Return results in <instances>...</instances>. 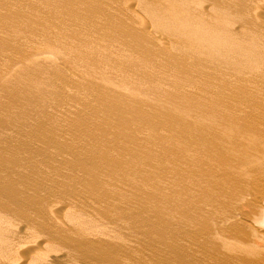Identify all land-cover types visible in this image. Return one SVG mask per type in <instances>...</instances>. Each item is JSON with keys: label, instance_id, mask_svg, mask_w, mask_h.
Here are the masks:
<instances>
[{"label": "rangeland", "instance_id": "374dc122", "mask_svg": "<svg viewBox=\"0 0 264 264\" xmlns=\"http://www.w3.org/2000/svg\"><path fill=\"white\" fill-rule=\"evenodd\" d=\"M86 1L0 0V165L3 167L0 166V177L3 176L1 181H4L5 186L11 184L7 188L0 186V188L3 187L2 191L6 189L3 192L0 190V193H3V195L0 194L2 196V200L0 198V213L3 214L2 216L0 214L1 262L4 260L3 264H13L17 261L23 264L25 261L28 263L30 260L40 259L43 263L49 264H264V242L262 241L264 240V228L259 224L261 218L256 219L261 215L262 210L260 212L259 210L262 209V197H264V139H261L262 146L257 147V151L252 157L253 160L260 157V161L258 160L256 163L247 161L246 164L244 163L246 168L244 164L241 165L235 161L241 160V152L237 153L240 157L227 158L225 163H223V157L215 152L212 156L206 154L201 150L202 143L211 142V138L209 134H199V130L192 126L193 120L199 112L198 101L210 99V101L216 102L218 93L222 94L218 92L220 87L226 86L224 88L226 92L233 88L240 93L241 105L243 107L247 104L250 105V107H244L246 110L264 111V25H260L261 22L258 20L264 21V4L262 6L264 0L262 2L261 0H249L248 3H252L251 7L246 4L248 0H221L218 10L223 13L226 10L225 22L228 27L219 36L218 39L221 43L217 45L216 49L206 52H202V49L199 50L194 44L191 45L185 41L181 42V45L177 44L179 41L175 43V40H179V38L170 33L171 25L164 22L162 14L163 7L169 6L175 0H159L163 4L159 1L156 3V0ZM212 1L187 0L186 2H194L190 4L192 8H196V5L198 7V3L201 2L200 9L205 7V11L201 10L202 17L207 18L208 11L214 13V4L217 0ZM126 2L128 7V3L133 5V9L125 6ZM257 5L259 8H263L262 11L256 7ZM116 9L119 10V13ZM256 15L258 18L255 17ZM141 17H143V21ZM144 21H148L147 25H151H144L149 28L145 29L146 32L149 31L146 33L147 35L142 34L140 29L141 25L143 26L145 23ZM211 21L213 22V20ZM112 23L115 27L111 25ZM213 24L216 25L215 22ZM233 24H236L233 26L236 27L235 30L231 28ZM136 25L140 28L137 29ZM123 31H129L128 36ZM135 37H139L141 40L137 47L132 44V38ZM126 38L129 39L126 40ZM153 39L161 41V43L164 42L159 46L165 45L166 49L162 48V50L161 47H157L158 45ZM172 40L175 44L171 43ZM169 42L170 44H168ZM255 42L258 45H255ZM49 49L50 52H48ZM188 57L190 58L187 59ZM114 59L116 60L114 61ZM179 59H181V63ZM205 62L206 65H204ZM209 62L210 64H208ZM20 77L21 79L23 77L22 81H20ZM42 84L43 86H41ZM22 88L23 90H21ZM24 104L27 106L25 107ZM75 111L78 114H74ZM41 117L43 120L40 119ZM69 117L71 118L69 119ZM130 146L133 147L130 148ZM227 147L228 144L223 146L224 149ZM240 150L241 148L236 149V151ZM12 152L18 154L12 156ZM189 153L192 155L190 154V156ZM250 153L251 151L245 152L246 155H250ZM127 155L128 158L125 157ZM98 156L100 157L98 158ZM100 160L104 162L102 163ZM150 160L152 162H148ZM10 161L12 165L14 162L15 165H18L21 163L20 161H25L24 164L31 161L30 164L27 162L23 169H27L28 172L36 170L32 169V166L39 162V167L38 165L33 167H38L36 172L42 174L36 175V172L28 173L26 171L31 178H28L24 173L27 176L25 177L24 171L20 170L23 163L18 165L15 173L17 165L11 169ZM219 161L223 166L233 162L234 166L233 163L231 166L236 171L233 172L234 175L231 171L224 172L223 166L219 171ZM40 163L44 165L43 168ZM248 164L252 167L250 168ZM28 165L31 166L30 170ZM189 167H191V171ZM244 167L249 170L245 172ZM7 168L11 170L9 175H7L9 173ZM44 169H48L47 172ZM5 170L8 172H3ZM48 171L51 176L47 175ZM12 172L15 173L13 178L10 176L13 174ZM17 173L19 177L16 175ZM31 173L34 177L37 176V181ZM94 174L95 178H93ZM38 176H42L43 181ZM221 176H227L228 180ZM9 177L12 181L22 178L23 183H20L21 180L18 179L12 182L8 179ZM50 177L51 179H49ZM44 178L47 180L44 181ZM27 179H29V183L26 181ZM34 180L36 182H33ZM52 180L55 181L52 182ZM1 181L0 185L4 184ZM51 182L52 187L50 186ZM45 183H48V186ZM226 183H228V187ZM30 184L32 188L28 192L26 189L30 187ZM224 184L226 185L224 186L225 190L222 187ZM261 184L263 185L261 186ZM18 185L21 188L18 189L20 192L16 187ZM229 187L230 190L227 189ZM15 188L21 195L16 192ZM23 188L27 192L22 190ZM10 189H13L15 193L13 194V190ZM216 189L219 193L216 192ZM46 191L47 193H45ZM5 192L6 195H4ZM21 192L25 193L27 198H30V194H32L35 199L37 198V202L34 201L33 204L34 198L27 199ZM34 192H36V197L33 195ZM49 193L52 195H48ZM9 194L12 196L10 197ZM17 194H19L18 197H16ZM43 194L50 198L47 199L46 195L43 197ZM223 194L225 195L223 196ZM4 196H9L6 197L9 199L15 198L10 202V200L6 201ZM243 197L249 205L244 202ZM44 198L46 202L48 201L47 203L43 201ZM39 199L40 202L43 199L42 203L39 202ZM29 200L32 205H29L31 204ZM242 200L244 203L241 202ZM16 202H21L23 205ZM38 202L42 207L35 204H39ZM49 202H52L53 205ZM225 202L230 205H226ZM241 203L244 204L243 207L245 206V212L244 208L240 209V207L242 208ZM7 204L14 206L12 211L8 208L9 206L7 207ZM14 204H17L16 209L21 208V211L16 210L20 213L15 212ZM25 204L26 206H24ZM231 204L237 205L231 206ZM27 205L33 208L28 209ZM35 205L39 208H36ZM21 206L25 207V210ZM50 207H52L51 210ZM8 209L9 213H7ZM22 209L25 214L29 210L35 211L28 213L29 216L34 215L35 219H32V216L30 219L28 214L24 216ZM243 213H249L246 214L250 215L247 216L248 219L245 215L243 216ZM18 214H21V217L23 214L24 221H22L23 217L21 218ZM41 215H44L42 218H45L43 223V219L38 217ZM5 216L7 217L3 218ZM17 216L21 218L20 221H17L19 220ZM9 218L10 221H8ZM26 218L32 221L27 220V222ZM39 218L40 221H38ZM241 220H244V223ZM3 221L4 224H2ZM13 221H16L15 224ZM46 221L50 224H47ZM9 222H12V226ZM31 222H34L35 225L39 224L32 229L43 227L40 233L39 228L33 230L34 232L30 229L33 224ZM234 222L242 224L235 225ZM44 223L47 226L50 225L46 228V230L49 229L48 232L42 226ZM15 225L17 226L16 230H13ZM237 225L240 227L238 228ZM27 226L30 227V231ZM18 227L27 232L22 233L17 229ZM44 230L47 235L41 232ZM254 231L255 234L252 233ZM256 233L258 238L263 236L262 239L260 238L261 241L256 237L251 238ZM40 234L41 240H39ZM74 235L76 237H73ZM46 238L49 239V242L47 239L48 243ZM74 239L78 241L75 242ZM34 240L35 243H33ZM256 241H259L261 245H258L259 242ZM80 242L85 243L84 246L83 244L79 245ZM30 243L33 244V249L36 246L34 251L37 253L32 252ZM25 244L31 248L29 249ZM21 245H24L22 249L27 252L19 249ZM96 246L102 247L104 251L97 257L89 253ZM16 250H20V255L16 256ZM50 250L52 251L50 252ZM12 253L15 256L13 259L11 258ZM25 253L30 254L28 260L23 258ZM42 255L46 257V260ZM47 259L50 261L48 262ZM21 261L23 262L21 263Z\"/></svg>", "mask_w": 264, "mask_h": 264}, {"label": "bare ground", "instance_id": "6f19581e", "mask_svg": "<svg viewBox=\"0 0 264 264\" xmlns=\"http://www.w3.org/2000/svg\"><path fill=\"white\" fill-rule=\"evenodd\" d=\"M80 1V0H79ZM86 1V0H85ZM91 1V0H90ZM95 1H97L98 2V0H95ZM139 1V0H138ZM151 1H154V0H151ZM159 0H156L155 2L157 3ZM187 0H175V1H173L169 6H164L163 7V11H162V14H163V20H164V22H168V25L170 24L171 25V28H172V30L170 31V33L174 36V37H178L179 38V40H175V43H177L178 41V45H181V42H188V43H190L191 45L192 44H194V46H196V48H198L199 50H201L202 52H206V51H210V50H213V49H216V47H217V45L218 44H220L221 42H220V40L218 39L219 38V36L221 35V33H223V32H225V30L227 29L226 27H228L227 25H226V22H225V18H226V10H225V12L223 13V12H220L219 10H218V8H220V4H221V0H213V1H216V3L214 4L215 5V7H214V13H210V11H208V17L206 18H203L202 17V13H201V10H204V6H203V8H201L200 9V7H199V4L201 3V2H199L198 3V7H197V5H196V8H192V6L190 7V4H192V3H194V2H190V3H187L186 2ZM212 1V2H213ZM232 1V0H231ZM87 2V1H86ZM101 2V1H100ZM132 2V1H131ZM159 2H161V1H159ZM205 2V1H204ZM224 2V1H223ZM244 2V1H243ZM246 2V1H245ZM249 2V0L247 1V3L246 4H249L248 3ZM252 2V1H251ZM250 2V3H251ZM258 2V1H257ZM257 2H256V4H257ZM261 2H262V0H261ZM78 3V2H77ZM77 3H76V5H77ZM111 3V2H110ZM110 3H109V5H110ZM135 3V2H134ZM162 3V2H161ZM69 4V3H68ZM79 4V3H78ZM93 4H95V3H93ZM99 4V3H98ZM101 4V3H100ZM103 4H105V3H103ZM127 4V2L124 4L125 6H127L126 5ZM132 4V3H131ZM149 4V3H148ZM153 4V3H152ZM159 4V3H158ZM163 4V3H162ZM206 4H208V3H206ZM252 4V3H251ZM251 4H249V6L251 5ZM263 4H264V1H263V3H262V6H263ZM72 5V4H71ZM83 5V4H82ZM89 5V4H88ZM112 5V4H111ZM128 5H129V7L128 8H131L133 5H130L129 3H128ZM138 5V4H137ZM164 5H165V3H164ZM201 5V4H200ZM202 5H203V1H202ZM202 5H201V7H202ZM259 5H261V4H259ZM97 6V5H96ZM102 6V5H101ZM104 7L103 8H105V5H103ZM118 6V5H117ZM161 6V5H160ZM211 6V5H210ZM236 6V5H235ZM75 7V6H74ZM77 7V6H76ZM75 7V8H76ZM85 7V6H84ZM91 7H92V5H91ZM94 7V6H93ZM100 7V6H99ZM107 7H108V5H107ZM119 7H121V6H119ZM156 7V6H155ZM223 7V6H222ZM245 7H246V5H245ZM251 7V6H250ZM256 7H258L259 8V6L257 5ZM96 8V7H95ZM115 8V7H114ZM122 8V7H121ZM135 8H136V5H135ZM153 8V7H152ZM255 8V7H254ZM263 8H264V6H263ZM262 7L261 8H259L261 11H262V9H263ZM54 9H56V8H54ZM92 9V8H91ZM96 9H99V8H96ZM111 9H113V8H111ZM123 9V8H122ZM121 9V10H122ZM127 9V8H126ZM132 9H133V7H132ZM137 9V8H136ZM143 9H144V7H143ZM208 9V8H207ZM77 10V9H76ZM107 10V9H106ZM106 10H105V12H106ZM117 10V9H116ZM222 10H223V8H222ZM228 10V9H227ZM233 10H234V8H233ZM257 10V9H256ZM85 11V10H84ZM97 11V10H96ZM104 11V10H103ZM102 11V12H103ZM118 11V13H119V10H117ZM125 11V10H124ZM123 11V12H124ZM205 11V10H204ZM260 11V12H261ZM69 12V11H68ZM81 12V11H80ZM107 12H109V11H107ZM134 12V11H133ZM158 12H160V11H158ZM235 12V11H234ZM255 12V11H254ZM253 12V14H255ZM56 13V12H55ZM78 13H79V11H78ZM95 13V12H94ZM137 13V12H136ZM228 13V12H227ZM230 13V12H229ZM252 13V12H251ZM256 13H259V12H256ZM68 14V13H67ZM110 14H111V12H110ZM116 14V13H115ZM114 14V15H115ZM124 14V13H123ZM129 14V13H128ZM52 15V14H51ZM97 15V14H96ZM106 15V14H105ZM126 15V14H125ZM132 15V14H131ZM247 15V14H246ZM250 15V14H249ZM258 15V14H257ZM255 16V17H257L258 18V16ZM57 16V15H56ZM79 16V15H78ZM113 16V15H112ZM122 16V15H121ZM138 16H140V15H138ZM142 16V15H141ZM231 16V15H230ZM99 17V16H98ZM97 17V18H98ZM110 17V16H109ZM232 17V16H231ZM249 17V16H248ZM66 18V17H65ZM73 18V17H72ZM78 18V17H77ZM104 18H105V16H104ZM126 18H128V17H126ZM140 18V17H139ZM142 18V21H143V17H141ZM147 18V17H146ZM145 18V19H146ZM230 18V17H229ZM250 18V17H249ZM256 18V19H257ZM63 19V18H62ZM120 19V18H119ZM135 19V18H134ZM137 19V18H136ZM144 19V20H145ZM159 19V18H158ZM252 19V18H251ZM250 19V20H251ZM253 19H254V17H253ZM252 19V20H253ZM64 20V19H63ZM76 20V19H75ZM74 20V21H75ZM111 20V19H110ZM114 20H115V18H114ZM127 20V19H126ZM211 20H213V22L211 21ZM249 20V19H248ZM252 20H251V22H252ZM259 20V22H261L260 23V25L261 24H263L264 25V23H262V22H264V21H260V19H258ZM258 20H257V23H258ZM66 21V20H65ZM116 21V20H115ZM141 21V22H142ZM58 22V21H57ZM64 22V21H63ZM109 22V21H108ZM114 22V21H113ZM118 22V21H117ZM120 22V21H119ZM129 22V21H128ZM127 22V23H128ZM145 23L143 24V26L141 25V30H142V34H144V35H147L146 33L148 32L149 33V31L147 30V32H146V30L145 29H147L148 27H145L144 25L146 24V26H149V25H147L149 22L147 21H144ZM215 22V24L216 25H214L213 23ZM228 22V21H227ZM254 22L256 23V21L254 20ZM92 23V22H91ZM96 23V22H95ZM100 23V22H99ZM110 23V22H109ZM237 23V22H236ZM101 24V23H100ZM121 24V23H120ZM124 24V23H123ZM254 24V23H253ZM99 25V24H98ZM111 25H113V23L111 24ZM125 25V24H124ZM129 25V24H128ZM231 25V24H230ZM236 25V24H235ZM234 24L232 25V27L231 28H234L233 26H235ZM62 26H63V24H62ZM68 26H69V24H68ZM88 26V25H87ZM110 26V25H109ZM114 26V25H113ZM123 26V25H122ZM121 26V27H122ZM137 26V25H136ZM135 26V27H136ZM138 26H140L139 24H138ZM138 26H137V29H139L138 28ZM151 26V25H150ZM160 26H161V24H160ZM246 26V25H245ZM112 27V26H111ZM110 27V28H111ZM115 27V26H114ZM131 27H132V22H131ZM131 27H130V29H131ZM239 27H240V25H239ZM253 28H254V26H252ZM259 27H261V26H259ZM263 27V26H262ZM67 28V27H66ZM85 28V27H84ZM106 28V27H105ZM113 28V27H112ZM125 28V27H124ZM153 28V27H152ZM236 28V27H235ZM235 28H234V30H235ZM78 29V28H77ZM93 29V28H92ZM122 29V28H121ZM149 29V28H148ZM264 29V28H263ZM115 30V29H114ZM113 30V31H114ZM132 30V29H131ZM130 30V31H131ZM150 30H151V28H150ZM229 30H230V28H229ZM237 30V29H236ZM253 30V29H252ZM109 31V30H108ZM112 31V30H111ZM153 31V30H152ZM161 31V30H160ZM228 31V30H227ZM226 31V32H227ZM255 31V30H254ZM63 32V31H62ZM72 32V31H71ZM70 32V33H71ZM122 32V31H121ZM153 32H155V31H153ZM230 32H232V31H230ZM229 32V33H230ZM243 32V31H242ZM98 33V32H97ZM111 33V32H110ZM114 33H116V32H114ZM123 33H129V31H123ZM233 33V32H232ZM235 33H236V31H235ZM60 34V33H59ZM93 34V33H92ZM132 34V33H131ZM130 34V35H131ZM139 34V33H138ZM150 34H152V32H150ZM240 34V33H239ZM246 34V33H245ZM244 34V35H245ZM54 35V34H53ZM112 35H114V34H112ZM117 35V34H116ZM155 36H156V33L154 34ZM253 35V34H252ZM48 36H50V35H48ZM117 36H119V35H117ZM127 36H128V34H127ZM233 36V35H232ZM243 36V35H242ZM79 37V36H78ZM158 37V36H157ZM161 37V36H160ZM163 37V36H162ZM244 37H247V36H244ZM244 37H242L243 39H244ZM249 37V36H248ZM254 37V36H253ZM165 38V37H164ZM231 38V37H230ZM233 38V37H232ZM255 38H257V37H255ZM254 38V39H255ZM57 39V38H56ZM74 39V38H73ZM94 39V38H93ZM129 38H126V40H128ZM156 39H158V38H156ZM58 40V39H57ZM62 40V39H61ZM132 40H133V42H132V44H133V46H135V47H137L138 45H139V43H141V40H140V38L139 37H135V38H132ZM131 40V41H132ZM259 40V39H258ZM81 41V40H80ZM120 41V40H119ZM153 41L158 45L157 47H161V49L162 48H165L164 46H159V45H163V43H161V41H156L155 39H153ZM250 41V40H249ZM58 42V41H57ZM63 42V41H62ZM83 42V41H82ZM121 42V41H120ZM119 42V43H120ZM252 42V41H251ZM250 42V43H251ZM167 43V42H166ZM171 43H174V40H172L171 41ZM174 43V44H175ZM223 43V42H222ZM256 43V42H255ZM58 44V43H57ZM73 44V43H72ZM107 44V43H106ZM168 44H170V42L168 43ZM225 44V43H224ZM254 44V43H253ZM49 45V44H48ZM64 45V44H63ZM118 45V44H117ZM124 45H125V43H124ZM147 45V44H146ZM155 45V44H154ZM182 45H183V43H182ZM255 45H258L257 43L255 44ZM263 45V44H262ZM61 46V45H60ZM126 46V45H125ZM131 46V45H130ZM156 46V45H155ZM186 46V45H185ZM219 46H221V45H219ZM69 47H71V46H69ZM122 47V46H121ZM252 47V46H251ZM151 48V47H150ZM168 49H169V47H167ZM191 48V47H190ZM204 48V49H203ZM64 49V48H63ZM84 50H85V47L83 48ZM82 49V50H83ZM107 49V48H106ZM125 49V48H124ZM166 49V48H165ZM182 49V48H181ZM193 49V48H192ZM83 50V51H84ZM99 50V49H98ZM114 50V49H113ZM127 50V49H126ZM149 50V49H148ZM163 50V49H162ZM170 50V49H169ZM169 50H167V51H169ZM45 51V50H44ZM47 51V50H46ZM75 51V50H74ZM74 51H72V52H74ZM89 51V50H88ZM87 51V52H88ZM125 51V50H124ZM129 51H130V47H129ZM154 51V50H153ZM194 51H196V50H194ZM200 51V52H201ZM259 51V50H258ZM48 52H50V49H49V51ZM91 52V51H90ZM114 52V51H113ZM126 52V51H125ZM124 52V53H125ZM257 52V51H256ZM131 53V52H130ZM145 53V52H144ZM86 54V53H85ZM105 55H106V53H104ZM121 54H123V53H121ZM126 54V53H125ZM162 54V53H161ZM160 54V55H161ZM165 54V53H164ZM77 55V54H76ZM81 55V54H80ZM99 55V54H98ZM110 55V54H109ZM142 55V54H141ZM176 55V54H175ZM72 56H74V55H72ZM91 56V55H90ZM96 56V55H95ZM120 56V55H119ZM128 56V55H127ZM212 56V55H211ZM98 57V56H97ZM257 57V56H256ZM77 58V57H76ZM81 58H83V57H81ZM92 58V57H91ZM116 58V57H115ZM190 57H188L187 59H189ZM192 58H194V57H192ZM205 58V57H204ZM78 59V58H77ZM166 59H167V57H166ZM172 59V58H171ZM198 59V58H197ZM224 59V58H223ZM80 60H82V59H80ZM116 59H114V61H115ZM118 60V59H117ZM159 60V59H158ZM180 60V63H181V59H179ZM186 60V59H185ZM101 62V61H100ZM109 62V61H108ZM157 62V61H156ZM183 62V61H182ZM190 62V61H189ZM201 62V61H200ZM199 62V63H200ZM221 62V61H220ZM226 62V61H225ZM97 63V62H96ZM153 63V62H152ZM179 63V65L181 66V64ZM203 63V62H202ZM202 63H201V66H202ZM216 63V62H215ZM227 63V62H226ZM74 64V63H73ZM113 64V63H112ZM188 64V63H187ZM208 64H210V62L208 63ZM213 64V63H212ZM218 64V63H217ZM228 64V63H227ZM114 65V64H113ZM119 65V64H118ZM176 65V64H175ZM174 65V66H175ZM194 65V64H193ZM204 65H206V62H205V64ZM203 65V66H204ZM121 66V65H120ZM152 66V65H151ZM180 66H178V67H180ZM210 66V65H209ZM208 66V67H209ZM213 66V65H212ZM119 67V66H118ZM122 67V66H121ZM121 67H120V69H121ZM186 67H188V66H186ZM167 68V67H166ZM175 68H176V66H175ZM191 68V67H190ZM194 68V67H193ZM115 69H117V68H115ZM119 69V68H118ZM172 69V68H171ZM158 70V69H157ZM180 70V69H179ZM196 70V69H195ZM174 71V70H173ZM193 71V70H192ZM205 71V70H204ZM25 72V71H24ZM129 72V71H128ZM135 72V71H134ZM177 72V71H176ZM172 73H174V72H172ZM17 74V73H16ZM21 74H23V73H21ZM132 74V73H131ZM135 74V73H134ZM137 74V73H136ZM179 74V73H178ZM184 74V73H183ZM209 74V73H208ZM151 75H152V73H151ZM22 76V75H21ZM23 76H26V75H23ZM137 76V75H136ZM135 76V77H136ZM176 76V75H175ZM186 76V75H185ZM205 76V75H204ZM27 77H28V75H27ZM129 77V76H128ZM207 77V76H206ZM209 77V76H208ZM127 78V77H126ZM20 79H21V77H20ZM22 79H23V77H22ZM22 79L20 80V81H22ZM129 79H130V77H129ZM155 79H156V77H155ZM178 79V78H177ZM201 79V78H200ZM199 79V80H200ZM181 80V79H180ZM196 80V79H195ZM177 81V80H176ZM186 81V80H185ZM212 81V80H211ZM30 82V81H29ZM47 83V82H46ZM45 83V84H46ZM103 83V82H102ZM217 83V82H216ZM32 84V83H31ZM44 84V83H43ZM43 84L41 85V86H43ZM48 84H49V82H48ZM98 84V83H97ZM105 84V83H104ZM224 84V83H223ZM27 85H28V83H27ZM222 85V84H221ZM220 85V86H221ZM30 86V85H29ZM98 86H99V84H98ZM110 86H112V85H110ZM109 86V87H110ZM23 87V86H22ZM25 87V86H24ZM46 87V86H45ZM48 87V86H47ZM108 87V86H107ZM219 87V86H218ZM7 88V87H6ZM8 88H10L9 86H8ZM7 88V89H8ZM29 88V87H28ZM215 88V87H214ZM224 88H226V86L225 87H220L219 89H218V92H220V93H222V94H219L217 91V93H218V99H217V101L215 102L214 100H212V101H210V99L208 100V99H201V100H199L198 102L199 103H197V104H199V106H198V110H199V112L196 114V118H194V120H193V125L192 126H195L196 128H197V130H199V134H201V135H205V134H209V137L211 138V142H203L202 143V147H201V150H203L206 154L208 153L210 156H212V154L215 152L216 154H218V155H220V156H222L223 157V163H225L226 162V159L227 158H230V157H234V156H236V157H240L241 156V160H235L236 162H238V164L239 163H241V165L242 164H244L245 162H247V161H249L250 163H256L258 160L260 161V157H257V159L256 160H253L252 159V157L255 155L254 153H255V151H257V147H260V146H262V143H263V141H261V139H264V111L263 110H261V111H256V110H252V111H248V110H246L244 107H250V105L249 104H247V105H244V107H243V105H241V96H240V93H238L235 89H229L228 90V92H226V89H224ZM7 89H5V90H7ZM21 90H23V88L21 89ZM30 90V89H29ZM103 90V89H102ZM104 91V90H103ZM157 91V90H156ZM37 92V91H36ZM35 92V93H36ZM102 92V91H101ZM105 92V91H104ZM107 92V91H106ZM114 92H116V91H114ZM126 92H127V90H126ZM129 92V91H128ZM134 92V91H133ZM164 92V91H163ZM29 93H31V92H29ZM18 94V93H17ZM26 94V93H25ZM112 94V93H111ZM35 95H37V94H35ZM34 95V96H35ZM41 95H42V93H41ZM24 96H26V95H24ZM27 96H28V94H27ZM120 96V95H119ZM121 96H123L124 97V95H121ZM126 96V95H125ZM162 96V95H161ZM164 96H165V94H164ZM30 97H31V94H30ZM36 97H38V96H36ZM41 97V96H40ZM43 97V96H42ZM95 97V96H94ZM114 97H115V95H114ZM158 97V96H157ZM33 98V97H32ZM31 98V99H32ZM108 98V97H107ZM222 98V99H221ZM34 99H36V98H34ZM226 99V100H225ZM23 100V99H22ZM26 100H27V98H26ZM36 100H38V99H36ZM179 100V99H178ZM184 100V99H183ZM244 101H245V99H243ZM24 102V101H23ZM31 102V101H30ZM190 102V101H189ZM192 102V101H191ZM197 102V101H196ZM28 103H29V101H28ZM102 103V102H101ZM111 105V104H110ZM194 105V104H193ZM24 106L26 107L27 105H25L24 104ZM106 106H107V104H106ZM28 107H29V104H28ZM55 107V106H54ZM18 108V107H17ZM48 108V107H47ZM51 108V107H50ZM66 109V108H65ZM48 111V110H47ZM52 111V110H51ZM65 111V110H64ZM70 111V110H69ZM68 111V112H69ZM43 112V111H42ZM42 112H41V115H42ZM162 112V111H161ZM44 113V112H43ZM52 113V112H51ZM59 113H61V112H59ZM65 113V112H64ZM71 113V112H70ZM78 114L77 113V111H75L74 112V114ZM54 114V113H53ZM73 114V111H72V113H71V115ZM256 114H258V115H256ZM164 115V114H163ZM40 116V115H39ZM45 116H47V115H45ZM44 116V117H45ZM56 116H57V114H56ZM50 117H51V114H50ZM53 117V116H52ZM61 117V116H60ZM59 117V118H60ZM72 117H73V115H72ZM77 117V116H76ZM84 117H86V116H84ZM84 117H82V118H84ZM47 118V117H46ZM45 118V119H46ZM49 118V117H48ZM71 117H69V119H70ZM190 118V117H189ZM40 119H42V117L40 118ZM44 119V120H45ZM73 119V118H72ZM72 119H71V121H72ZM81 119V118H80ZM43 120V119H42ZM50 120H54V119H50ZM87 120V119H86ZM175 120V119H174ZM46 121H48L47 119H46ZM45 121V122H46ZM68 121V120H67ZM84 121H85V119H84ZM48 122H50V121H48ZM79 122H81L80 120H79ZM85 122H87V121H85ZM185 122V121H184ZM41 123V122H40ZM42 123H43V121H42ZM41 123V124H42ZM54 123V122H53ZM88 123H90L89 121H88ZM39 124V123H38ZM47 124H49V123H47ZM71 124H72V122H71ZM54 125V124H53ZM60 125V124H59ZM93 125V124H92ZM91 125V126H92ZM187 125V124H186ZM39 126V125H38ZM50 126V125H49ZM90 126V125H89ZM176 126V125H175ZM191 126V125H190ZM47 127H48V125H47ZM51 127V126H50ZM57 127H58V125H57ZM93 128H94V126H92ZM96 127H98V126H96ZM179 127V126H178ZM183 127V126H182ZM87 128V127H86ZM192 128V127H191ZM190 128V129H191ZM54 129V128H53ZM88 129V128H87ZM95 130V129H94ZM97 130V129H96ZM123 130V129H122ZM172 130V129H171ZM92 132V131H91ZM188 132H189V130H188ZM206 132H208V133H206ZM95 133V132H94ZM121 133V132H120ZM173 133V132H172ZM191 133V132H190ZM192 133H194V132H192ZM172 135V134H171ZM190 135H192V134H190ZM200 135V136H201ZM157 136H159V135H157ZM157 136H156V138H157ZM195 136V135H194ZM170 137V136H169ZM188 137H190V136H188ZM191 137H193V135L191 136ZM197 137V136H196ZM124 138V137H123ZM154 138V137H153ZM160 138V137H159ZM173 138V137H172ZM184 138H185V134H184ZM195 138V137H194ZM204 138V137H203ZM121 139H122V135H121ZM138 139V138H137ZM174 139V138H173ZM190 139V138H189ZM197 139V138H196ZM200 139H202V138H200ZM150 140V139H149ZM168 140H169V138H168ZM192 140V139H191ZM204 140V139H203ZM151 141V140H150ZM156 141V140H155ZM198 141H200V140H198ZM122 142H124V141H122ZM136 142V141H135ZM152 142H153V140H152ZM169 142V141H168ZM196 142V141H195ZM9 143H10V141H9ZM12 143V142H11ZM151 143V142H150ZM172 143V142H171ZM186 143V142H185ZM136 144V143H135ZM176 144V143H175ZM178 144V143H177ZM228 144V147H227V149H224L223 148V146L224 145H227ZM10 145V144H9ZM14 145V144H13ZM155 145V144H154ZM124 146V145H123ZM10 147H12L11 145H10ZM121 147V146H120ZM131 147H133V146H130V148ZM137 147V146H136ZM150 147H151V145H150ZM189 147V146H188ZM8 148H9V146H8ZM13 148V147H12ZM191 148V147H190ZM195 148V147H194ZM237 148H241V150L240 151H236V149ZM10 149V148H9ZM13 149H15V148H13ZM133 149V148H132ZM12 150V149H11ZM121 150H122V148H121ZM144 150V149H143ZM181 150H182V148H181ZM13 151V150H12ZM16 151V150H15ZM124 151H126V150H124ZM132 151H134V150H132ZM144 151H146V150H144ZM165 151V150H164ZM246 151H251V153H250V155H246L245 154V152ZM97 152V151H96ZM100 152V151H99ZM102 152V151H101ZM100 152V153H101ZM130 152V151H129ZM150 152V151H149ZM148 152V153H149ZM184 152V151H183ZM193 152V154H194V151H192ZM203 152V153H204ZM241 152V155L239 156V155H237V153H240ZM10 153V152H9ZM13 153V152H12ZM17 152H15V153H13V155L12 156H14V154H16ZM99 153V154H100ZM107 153V152H106ZM109 153V152H108ZM144 153V152H143ZM147 153V152H146ZM147 153V154H148ZM214 153V154H215ZM11 154V153H10ZM18 154V153H17ZM16 154V155H17ZM105 154V153H104ZM129 154V153H128ZM192 155V153H189V155ZM101 155V154H100ZM107 155H109V154H107ZM133 155V154H132ZM135 155H137V154H135ZM139 155V154H138ZM137 155V156H138ZM150 155V154H149ZM148 155V156H149ZM190 155V156H191ZM217 155V156H218ZM148 156H147V158H148ZM163 156V155H162ZM203 156V155H202ZM216 156V155H215ZM100 156H98V158H99ZM125 157H127L128 158V155L127 156H125ZM143 157V156H142ZM150 157V156H149ZM164 157V156H163ZM188 157V156H187ZM200 157V156H199ZM221 157V158H222ZM14 158V157H13ZM102 158V157H101ZM136 159H138L137 157H135ZM155 158V157H154ZM183 158H184V156H183ZM191 158V157H190ZM194 158V157H193ZM219 159H220V157H218ZM16 160H17V158H15ZM103 159V158H102ZM195 159V158H194ZM13 160V159H12ZM18 160H20V158H18ZM104 160H105V158H104ZM130 160V159H129ZM152 160V159H151ZM148 161V162H152V161ZM196 160V159H195ZM218 160V159H217ZM13 161H15V160H13ZM102 161V163L104 162L103 160H100V162ZM197 161V160H196ZM221 161V160H220ZM220 161H219V165L221 164L220 163ZM21 163H18V165L19 164H22L23 162H25V161H20ZM28 162V161H27ZM26 162V163H27ZM187 162V161H186ZM191 162H193V161H191ZM195 162V161H194ZM9 163V162H8ZM15 163V162H14ZM13 163V165H12V162L10 161V164L12 165V168H11V166H10V168L11 169H13V167H15L16 165ZM26 163L24 164L23 163V165H21V166H23V168H21V166H20V170H21V172H23V174L25 173L26 175H27V173H26V171H27V169L26 170H23L24 169V167H25V165H26ZM31 163V161H29L28 162V164H30ZM33 163V162H32ZM37 163V162H36ZM34 164L35 166L36 165H38L39 164V162L37 163V164ZM222 163V164H223ZM233 163V162H232ZM232 163L231 164H224V166L223 165H220V168H219V171H221L220 169H221V166H223L222 167V169L224 170V172L226 171V172H229V171H231L232 173L233 172H236L235 171V169H234V167H232L231 165H232ZM1 164H3V163H1ZM41 164V163H40ZM198 164H199V161H198ZM235 164H237V163H235ZM246 164V163H245ZM244 164V165H245ZM259 164V163H258ZM5 165H9V164H5ZM15 165V166H14ZM17 165V167H16V170H14V172L16 171L17 172V169H18V166ZM33 165V166H34ZM42 165V164H41ZM191 165H192V163H191ZM249 165V164H248ZM1 167H2V165H0ZM4 166V165H3ZM29 167H28V169L30 170V168H31V166L30 165H28ZM32 166V169L33 168H35L36 170H32L34 173L38 170V167L40 166V165H38V167H33ZM43 166L44 165H42V167L41 168H43ZM45 166H46V164H45ZM48 166V165H47ZM188 166V165H187ZM233 166H234V163H233ZM250 166V165H249ZM7 167V166H6ZM5 167V168H6ZM9 167V166H8ZM27 167V166H26ZM194 167V166H193ZM245 167L247 168V166L245 165ZM245 167H244V169H245ZM252 166H250V168H251ZM3 168V167H2ZM9 168V169H10ZM46 168V167H45ZM48 168V167H47ZM191 167H189V169H190ZM227 168V169H226ZM1 169V168H0ZM8 169V168H7ZM8 169V171H9V173H7L8 171H3V172H5V173H7V175H9L10 174V171L11 170H9ZM49 169H50V167H49ZM196 169V168H195ZM241 169V168H240ZM4 170V169H3ZM41 170V169H40ZM44 170H46V169H44ZM48 170V169H47ZM47 170H46V172H47ZM90 170V169H89ZM188 170V169H187ZM192 169H190V171H191ZM223 170H222V173H223ZM246 170V169H245ZM247 170H249V168L247 169ZM247 170L245 171V172H247ZM19 171V170H18ZM32 171H27L28 173H30V172H32ZM97 171V170H96ZM103 171V170H102ZM186 171V170H185ZM239 171V170H238ZM15 172V173H16ZM90 172V171H89ZM156 172V171H155ZM188 172V171H187ZM244 172V171H243ZM13 173V172H12ZM15 173H13L12 175H10L12 178H13V175L15 174ZM18 173H20V171L18 172ZM18 173L16 174V175H18ZM102 173V172H101ZM104 173V172H103ZM109 173V172H108ZM221 173V174H222ZM0 174H1V171H0ZM23 174L21 173V175H22V177H23ZM25 174H24V176H25ZM32 174V173H31ZM30 174V175H31ZM36 175L37 174H42V173H38V172H36L35 173ZM51 173L48 171V173H47V175L48 176H51L50 175ZM93 174V173H92ZM96 174V173H95ZM95 174H94V177L93 178H95ZM99 174H100V172H99ZM221 174H219V175H221ZM4 175V174H3ZM7 175H6V179H7ZM15 175V176H16ZM29 175V174H28ZM27 175V176H28ZM91 175V174H90ZM232 175V174H231ZM233 175H234V173H233ZM233 175H232V177H233ZM264 175V174H263ZM262 175V176H263ZM1 176V175H0ZM14 176V177H15ZM27 176H25V177H27ZM32 176H33V174H32ZM45 178H46V176L45 175H43ZM93 176V175H92ZM235 176H236V174H235ZM234 176V177H235ZM238 176V175H237ZM3 177V176H2ZM2 177H0V181H1V178ZM18 177H19V175H18ZM24 177V178H25ZM30 176H28V178H29ZM34 177V176H33ZM36 177V178H35ZM34 178H35V180L37 181V176H35ZM38 177H40V179H41V177L42 176H38ZM101 177V176H100ZM222 177V176H221ZM224 177V178H223ZM222 178L223 179H225L227 176H223ZM231 177V176H230ZM264 177V176H263ZM5 178H4V180H5ZM21 178V177H20ZM31 178V177H30ZM43 178V177H42ZM45 178H44V181H46L45 180ZM239 178V177H238ZM245 178H246V176H245ZM256 178V177H255ZM258 178V180H259V177H257ZM8 179H10L11 181H12V179L9 177ZM18 179V178H17ZM16 179V180H17ZM22 179V178H21ZM21 179H18L19 181L21 180ZM33 179V178H32ZM40 179H38L39 181H41ZM49 179H51V177L49 178ZM98 179H100L99 177H98ZM97 179V180H98ZM227 180H228V178H226ZM234 179V178H233ZM232 179V180H233ZM250 179V178H249ZM253 179V178H252ZM16 180H13L12 182H14V181H16ZM23 180V179H22ZM22 180H21V182L20 183H23L22 182ZM25 180V179H24ZM31 180V179H30ZM33 181V182H36V181ZM255 181L257 180V179H254ZM260 180H261V178H260ZM263 180V179H262ZM11 181H7L8 183H10ZM27 182L29 181V179H27L26 180ZM43 181V180H42ZM51 181V180H50ZM50 181L48 182V183H50ZM55 181V180H54ZM53 180H52V182H54ZM100 181V180H99ZM220 181H221V179H220ZM226 181V180H225ZM234 181V180H233ZM237 181V180H236ZM254 181V182H255ZM264 181V180H263ZM2 183H4V181L2 180L1 181ZM18 182V181H17ZM16 182V183H17ZM26 182V183H27ZM52 182H51V187L53 186V184H52ZM97 182V181H96ZM227 182V181H226ZM229 182H230V180H229ZM228 182V183H229ZM240 182H241V180H240ZM262 182V181H261ZM1 183V184H2ZM15 183V184H16ZM29 183V182H28ZM47 183V184H48ZM222 183H224V182H222ZM221 183V184H222ZM228 183H226V185L228 184ZM259 183V182H258ZM18 184V183H17ZM16 184V185H17ZM32 184H34V183H32ZM46 184V183H45ZM46 184V185H47ZM99 184H100V182H99ZM221 184H220V187H221ZM249 184V183H248ZM253 184H255L256 185V183H253ZM8 185H11V184H7V186H5V183L4 184H2V185H0V186H5L6 188L7 187H9ZM13 185H14V183H13ZM225 184L224 185H222V187H223V189L224 188H226V187H224V186H226ZM231 185V184H230ZM236 185V184H235ZM263 184H261V186H262ZM23 186H24V184H23ZM28 186V185H27ZM48 186V185H47ZM96 186H98V185H96ZM95 186V187H96ZM264 186V185H263ZM11 187V186H10ZM13 187H15V186H13ZM17 187V190L19 189H21L20 187H19V185L18 186H16ZM26 187V186H25ZM24 187V188H25ZM29 187V186H28ZM98 187H100V186H98ZM214 187V186H213ZM227 187H228V185H227ZM260 187V186H259ZM1 188H3V187H1ZM0 188V190L2 191V189ZM24 188L22 189V190H24ZM27 188V187H26ZM25 188V189H26ZM30 188H32L31 187V184H30V187L28 188V189H26L28 192L30 191L29 189ZM45 188V187H44ZM236 188H237V186H236ZM235 187H234V189H236ZM264 188V187H263ZM45 189H47V188H45ZM211 189H213V188H211ZM219 189V188H218ZM221 189V188H220ZM219 189V190H220ZM227 189H229L230 190V187L229 188H227ZM258 189V188H257ZM6 190V189H5ZM4 189H3V191H5ZM8 190V189H7ZM10 190H13V189H10ZM15 190H16V188H15ZM17 190H16V192H17ZM18 190V191H19ZM32 190V189H31ZM50 190H53V189H51L50 188ZM217 190V189H216ZM225 190V189H224ZM228 190V191H229ZM255 190V189H254ZM2 191V192H3ZM9 191V190H8ZM25 191V190H24ZM24 191H22V192H24ZM27 191H25V192H27ZM223 191V190H222ZM222 191H220V192H222ZM227 191V190H226ZM227 191V192H228ZM231 191H232V189H231ZM236 191V190H235ZM253 191V190H252ZM260 191V190H259ZM7 192V191H6ZM6 192H5V194L4 195H6ZM11 192V191H10ZM20 192V191H19ZM19 192H17V193H19ZM21 192V193H22ZM33 192V191H32ZM32 192H30V193H32ZM49 192V191H48ZM52 192V191H51ZM216 192H218V190L216 191ZM225 192V191H224ZM230 192V191H229ZM238 192V191H237ZM257 192H258V190H257ZM256 192V194H258ZM15 192H14V190H13V194H14ZM36 192H34L33 193V195H35V197H36V194H35ZM45 193H47V191L45 192ZM219 193V192H218ZM233 193V192H232ZM231 193V194H232ZM264 193V192H263ZM0 194H2L3 195V193H0ZM7 194H8V192H7ZM11 194V193H10ZM10 194H9V196H10ZM20 194V193H19ZM19 194H17V196L16 197H18V195ZM23 194V193H22ZM28 194V193H27ZM225 194H226V192H225ZM225 194H223V196L225 195ZM235 194H237V193H235ZM253 194V193H252ZM260 194H262V192H260ZM21 195V194H20ZM23 195H25V193L23 194ZM22 195V196H23ZM31 196H30V198H27L26 197V195H25V197L27 198V199H33L34 197L32 196V194H30ZM46 195V194H45ZM45 195L43 194L42 196L43 197H45ZM48 195H52L51 193H49ZM206 195V194H205ZM217 195H219V194H217ZM239 195H241V194H239ZM238 195V196H239ZM259 195V194H258ZM1 196V195H0ZM9 196H4L5 198L6 197H9ZM12 196V195H11ZM10 196V197H11ZM28 196H29V194H28ZM41 196V197H42ZM50 196L48 197L47 195H46V197H47V199L48 198H50ZM222 196V195H221ZM222 196V197H223ZM233 196H236V195H234L233 194ZM237 196V197H238ZM242 196V195H241ZM244 196V195H243ZM247 196V195H246ZM253 196V195H252ZM256 196V195H255ZM32 197V198H31ZM40 197V198H41ZM206 197V196H205ZM231 197V196H230ZM245 197V196H244ZM244 197H243V200H244ZM259 197H261V195H259ZM258 197V198H259ZM1 198V200H2V196L0 197ZM4 198V199H5ZM13 198H15V197H13ZM13 198H11V199H13ZM21 198H23L24 199V197H21ZM21 198H19L20 200H21ZM209 198V197H208ZM252 198V197H251ZM256 198V197H255ZM11 199H9V198H6L5 200L7 201H9L10 200V202H11ZM35 199V198H34ZM32 200L33 201V204H34V201H36L37 200V198L35 199V200ZM46 199V200H47ZM227 199H228V196H227ZM242 199V198H241ZM240 199V200H241ZM246 199V198H245ZM248 199V198H247ZM253 199V198H252ZM252 199H250V200H252ZM261 199V198H260ZM15 200V199H14ZM42 200L43 199H41V202H40V199H39V202L40 203H42ZM53 200V199H52ZM52 200H49V201H52ZM97 200V199H96ZM222 200H223V198H222ZM233 200H234V198H233ZM243 200L241 201V202H243ZM256 200V199H255ZM22 201V200H21ZM24 201V200H23ZM43 201H45V198H44V200ZM54 201V200H53ZM52 201V202H53ZM207 201V200H206ZM253 201V200H252ZM4 203H5V201H3ZM25 202V201H24ZM26 202H27V200H26ZM29 202H31V200H29ZM28 202V203H29ZM37 202V201H36ZM38 202V203H39ZM46 202V201H45ZM44 202V203H45ZM48 202V201H47ZM46 202V203H47ZM52 202L50 203V204H52ZM98 202V201H97ZM208 202V201H207ZM227 202V201H226ZM226 202H225V204H226ZM228 202H230V200H228ZM233 202V201H232ZM244 202H247V200H244ZM243 202V203H244ZM16 203H18V202H16ZM23 203V202H22ZM40 203L39 204H37V203H35L36 205H40ZM54 203V202H53ZM243 203H241L242 204V208L240 207V209H243L244 210V212H245V206L243 207ZM255 203V202H254ZM253 203V204H254ZM3 204V203H2ZM6 204V203H5ZM12 204H13V202H12ZM11 204V205H12ZM18 204H21V202L20 203H18ZM98 204V203H97ZM205 204V203H204ZM227 204H229L230 205V203H227ZM226 204V205H227ZM247 204H248V202H247ZM252 204V205H253ZM15 205V212H17V213H20L19 211H21V208L19 209V208H17V209H19V211H16L17 209H16V205L17 204H14ZM21 205H23V204H21ZM29 205H32V202H31V204H29ZM35 205V206H36ZM46 205V204H45ZM53 205V204H52ZM71 205V204H70ZM237 205V204H236ZM236 205H232L231 204V206H236ZM245 205H246V203H245ZM249 205V204H248ZM9 206V207H8ZM24 206H26V204L24 205ZM247 206V205H246ZM257 206V205H256ZM7 207L8 208H10L11 209V211H12V207H14V206H10V204L8 205L7 204ZM18 207H20L19 205H18ZM22 208H24V210H25V207H23V206H21ZM31 206H28L27 205V208L29 209ZM38 206H36V208H37ZM39 207H42L41 205L39 206ZM38 207V208H39ZM43 207H44V205H43ZM48 207V206H47ZM69 207V206H68ZM204 207V206H203ZM248 207V206H247ZM31 208H33V207H31ZM30 208V209H31ZM35 208V207H34ZM51 208L52 207H50V210H51ZM238 208V207H237ZM249 208H251V207H249ZM259 208V207H258ZM202 209V208H201ZM206 209V208H205ZM36 210V209H35ZM235 210V209H234ZM256 210V209H255ZM262 210V212L260 213L261 215H259V216H257L256 217V219L257 218H259L260 219V221H259V224L261 225V226H263V228H264V197H262V209H260L259 210V212ZM30 211V210H29ZM29 211H28V213H29ZM36 211H40L39 209H37ZM45 211V210H44ZM237 211V210H236ZM242 211V210H241ZM257 211V210H256ZM0 212H1V209H0ZM6 212V211H5ZM10 211H9V209H8V211H7V213H9ZM24 211H23V209H22V213H23ZM26 212V211H25ZM31 213H33V212H35V211H33L32 212V210L30 211ZM49 212V211H48ZM48 212H47V214H48ZM238 212V211H237ZM240 212V211H239ZM255 212V211H254ZM4 213V212H3ZM28 213H26V214H28ZM49 213H51V212H49ZM236 213V212H235ZM242 213V212H241ZM1 214V213H0ZM12 214V213H11ZM24 214V216H26V214L25 213H23ZM23 214H22V217H23ZM30 214V213H29ZM29 214H28V216H29ZM42 214H43V212H42ZM46 214V213H45ZM201 214V213H200ZM246 214H249V213H246ZM246 214H244L243 213V216L245 215L246 217L248 216V215H246ZM3 214H1V216H2ZM5 215H7V214H5ZM15 215H16V213H15ZM18 215H20V217H21V214H18ZM40 215V214H39ZM32 216V219H35V218H33V216L34 215H31ZM31 216H29L30 217V219H31ZM42 216H44V215H41V216H38V217H40V218H42ZM51 216H53L52 214H51ZM56 216V215H55ZM236 216H237V214H236ZM235 216V217H236ZM250 216V215H249ZM248 216V217H249ZM7 216H5V217H3V218H6ZM18 217V219L19 220H17V221H20V219L22 218H19V216H17ZM28 217V218H29ZM46 217V216H45ZM248 217H247V219H248ZM255 217V216H254ZM37 218V217H36ZM40 218H39V220L38 221H40ZM51 218V217H50ZM54 218V217H53ZM56 218H57V216H56ZM13 219V218H12ZM17 219V218H16ZM30 219H27L26 218V221L27 220H30ZM43 220L45 219L44 217L42 218ZM41 219V220H42ZM47 219V218H46ZM241 219V218H240ZM3 220V219H2ZM37 220V219H36ZM42 220V223L43 222H45V220L43 221ZM52 220V219H51ZM237 220V219H236ZM254 220V219H253ZM5 221V220H4ZM4 221H3V223L2 224H4ZM8 221H10V218H9V220ZM12 221V220H11ZM22 221H24V217L22 218ZM30 221H32V220H30ZM29 221V222H30ZM33 221H35V220H33ZM48 221H49V219H48ZM238 221V220H237ZM240 221V220H239ZM242 222L244 221V220H241ZM252 221V220H251ZM16 222V221H15ZM15 222L13 221V223L15 224ZM28 222V221H27ZM37 222V221H36ZM51 222V221H50ZM254 222H255V220H254ZM10 223V222H9ZM12 223V222H11ZM10 223V224H11ZM18 224H20L19 222H17ZM31 223H33L32 224V226H30L29 228L30 229H32V227H36V226H39V222H37V223H39L38 225H35V223L34 222H31ZM41 223V224H42ZM46 223H47V221H46ZM46 223H44L42 226H44V228H45V230H46V228L48 227V226H50V225H48L47 226V224H50L49 222L46 224ZM235 223V225L236 224H239L240 225V223L241 222H238V223H236V222H234ZM244 223V222H243ZM9 224V225H10ZM17 224V225H18ZM242 224V223H241ZM246 224V223H245ZM253 224V223H252ZM254 224H256V223H254ZM21 225V224H20ZM27 225V224H26ZM29 225H30V223H29ZM33 225H35V226H33ZM45 225H46V227H45ZM244 225V224H243ZM242 225V226H243ZM4 226V225H3ZM11 226H12V224H11ZM22 226V225H21ZM238 226V225H237ZM258 226V225H257ZM261 226H259V227H261ZM10 227V226H9ZM14 227V226H13ZM16 225H15V229H13V230H16ZM240 226H238V228H239ZM29 228H28V226H27V229L29 230ZM39 228V227H38ZM38 228H35V229H38ZM51 228H53L52 227V225H51ZM258 228V227H257ZM11 229V228H10ZM18 230H20L19 229V227L17 228ZM35 229H32V231L33 230H35ZM41 229H43V227H41V228H39L38 230H39V233H40V230ZM244 229V228H243ZM261 229H262V227H261ZM17 230V231H18ZM25 230V229H24ZM37 230V231H38ZM45 230L44 231H41V232H45ZM49 230V229H48ZM48 230H46V232H48ZM242 230V229H241ZM16 231V232H17ZM22 233L24 232V233H26L25 231H23V230H20ZM30 231V230H29ZM52 231H53V229H52ZM12 232V231H11ZM15 232V233H16ZM34 232V231H33ZM32 232V233H33ZM36 232V231H35ZM18 233H20V232H18ZM17 233V234H18ZM29 233V232H28ZM37 233V232H36ZM71 233V232H70ZM69 233V234H70ZM252 233H254L255 234V231L254 232H252ZM31 234V233H30ZM44 234H46V233H44ZM49 234H50V231H49ZM48 234V235H49ZM54 234V233H53ZM264 234V233H263ZM21 235V234H20ZM19 235V236H20ZM47 235V234H46ZM71 235V234H70ZM32 236V235H31ZM30 236V237H31ZM37 236H39V235H37ZM43 236H45V235H43ZM42 236V237H43ZM50 236H51V234H50ZM79 236V235H78ZM83 237L82 238H84V235H82ZM257 236V233H256V235L255 236H252L251 238H254V237H256ZM14 237V236H13ZM36 237V236H35ZM35 237H33V238H35ZM46 237V236H45ZM44 237V238H45ZM48 237V236H47ZM52 237V236H51ZM50 237V238H51ZM72 237V236H71ZM73 237H76L75 235L73 236ZM41 238V234H40V237H39V240H41L40 239ZM49 238V237H48ZM48 238H46V242H47V239ZM49 238V239H50ZM79 238V237H78ZM81 237H80V239H82ZM256 238H258V237H256ZM261 238V237H260ZM260 238H258V239H260ZM262 238H263V236H262ZM261 238V239H262ZM11 239V238H10ZM36 239V238H35ZM49 239H48V242H49ZM261 239H260V241H261ZM15 240V239H14ZM30 240V239H29ZM51 240H52V238H51ZM50 240V242H52ZM83 240V239H82ZM81 240V241H82ZM253 240V239H252ZM2 241V240H1ZM43 241V240H42ZM41 241V242H42ZM72 241H73V238H72ZM74 241H75V239H74ZM76 241H78V240H76ZM75 241V242H76ZM85 241L87 242V240L85 239ZM263 242H264V240H262ZM5 242V241H4ZM15 242V241H14ZM47 242V243H48ZM93 242H95V241H93ZM99 242V241H98ZM256 242H259V241H256ZM10 243H11V241H10ZM33 243H35V240H34V242ZM87 243H89V242H87ZM254 243H255V239H254ZM2 244V243H1ZM9 244V243H8ZM43 244H44V242H43ZM80 244H83V246H84V244L85 243H82V242H80L79 243V245ZM96 244H98V243H96ZM104 244V243H103ZM256 244V243H255ZM258 245H261L260 244V242L259 243H257ZM29 245H31V247H32V245L33 244H29ZM28 245V246H29ZM93 245V244H92ZM109 245V244H108ZM24 245H21V248H19L20 250L22 249V247H23ZM25 246L26 247H28L26 244H25ZM35 246V245H34ZM50 247H51V245H49ZM88 246V245H87ZM93 246H95V245H93ZM98 246H99V244H98ZM11 247V246H10ZM26 247H24V248H26ZM30 247V248H31ZM36 247V246H35ZM35 247H34V249H35ZM103 247H104V245H103ZM29 248V247H28ZM29 248V249H30ZM49 248V247H48ZM81 248V247H80ZM90 248V247H89ZM1 249V248H0ZM15 249V248H14ZM34 249H33V247H32V252L34 253V252H36V251H34ZM37 249V248H36ZM42 249V248H41ZM40 249V250H41ZM104 249V248H103ZM19 250V251H20ZM23 250V249H22ZM27 250V249H26ZM39 250V249H38ZM83 250H84V248H83ZM92 250V249H91ZM17 251V250H16ZM19 251H17V255L16 256H18V254L20 255V253H19ZM31 251V250H30ZM30 251H28V252H30ZM42 251H44V250H42ZM52 250H50V252H51ZM54 251V250H53ZM107 251V250H106ZM112 251V250H111ZM259 251V250H258ZM23 252H27V251H25V250H23ZM31 252V253H32ZM49 252V253H50ZM104 251L102 250V247H95L92 251H90L89 253L91 254V255H96V257L98 256V255H100L101 253H103ZM37 253V252H36ZM48 253V254H49ZM109 253V252H108ZM22 255H23V253H21ZM46 254V253H45ZM47 254V255H48ZM52 254H54V253H52ZM1 255V254H0ZM25 255V257H23V258H25V260H28V256L30 255L29 253H25L24 254ZM50 255V254H49ZM108 255V254H107ZM12 257V259L13 258H15V256H14V254L12 253V255H11ZM27 256V257H26ZM43 256V255H42ZM44 257V256H43ZM50 257H51V255H50ZM50 257H47V258H50ZM256 257V256H255ZM20 258V257H19ZM27 258V259H26ZM45 258V260H46V257H44ZM52 258V257H51ZM50 258V259H51ZM98 258H100V257H98ZM104 258V257H103ZM0 259H2V257L0 258ZM50 259H49V261H50ZM6 260V259H5ZM17 260V259H16ZM20 260H23V261H25L24 259H20ZM19 260V261H20ZM30 260V259H29ZM52 260V259H51ZM4 261V260H3ZM2 261V262H3ZM23 261H21V263L23 262ZM47 261H48V259H47ZM48 261V262H49ZM1 262V260H0V263H2ZM5 262V261H4ZM10 262V261H9ZM26 262V261H25ZM24 262V263H25ZM28 262V261H27ZM52 262V261H51ZM11 263V262H10ZM15 264H20V263H18L17 261H15L14 262ZM13 263V264H14ZM23 263V264H24ZM3 264V263H2ZM4 264H6V263H4ZM25 264H49V263H43V261L42 260H40V259H36L35 261H31L30 260V262H28V263H25Z\"/></svg>", "mask_w": 264, "mask_h": 264}]
</instances>
